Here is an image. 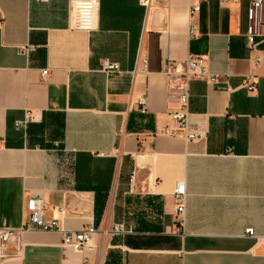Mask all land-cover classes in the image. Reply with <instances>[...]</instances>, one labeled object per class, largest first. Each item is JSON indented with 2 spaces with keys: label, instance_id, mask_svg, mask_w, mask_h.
I'll list each match as a JSON object with an SVG mask.
<instances>
[{
  "label": "crops",
  "instance_id": "1",
  "mask_svg": "<svg viewBox=\"0 0 264 264\" xmlns=\"http://www.w3.org/2000/svg\"><path fill=\"white\" fill-rule=\"evenodd\" d=\"M76 1L93 2L92 31L74 26ZM250 4L0 0V230L28 223L34 199L59 227L29 228L0 264H264V36L248 47ZM190 54L216 83L188 82L181 127ZM115 226L126 233L83 252L64 245L62 231Z\"/></svg>",
  "mask_w": 264,
  "mask_h": 264
},
{
  "label": "built area",
  "instance_id": "2",
  "mask_svg": "<svg viewBox=\"0 0 264 264\" xmlns=\"http://www.w3.org/2000/svg\"><path fill=\"white\" fill-rule=\"evenodd\" d=\"M228 1V0H223ZM198 8L194 7L190 12L191 17L193 18L195 12ZM72 20L74 26L83 31H92L94 25V7L92 1H76L73 4L72 10ZM196 35V28L191 27L190 37L193 38ZM264 36V0H251L249 8V27L246 35L247 45L249 48H254L258 38ZM31 48L24 47L21 49L23 52H28ZM255 65H260V59L255 61ZM103 71L106 73H120L118 65L105 62ZM176 69V63L171 62L169 67V75L172 76V72ZM48 74V71L42 72V77L45 78ZM185 77L187 79V84L181 93L178 95L177 101L180 105V110L174 114L175 119L181 127H187V111L190 103V93L188 82L192 80L205 81L210 84L216 83V77L208 70L205 64V56L200 54H190L188 59L185 62ZM242 87L248 91H254L256 89V82L253 76L247 77L242 82ZM28 117L23 121H18L16 123L17 128L26 127L28 123ZM187 193L185 184L179 182L175 192V201L177 208V218L180 219L185 212L186 207ZM29 210L31 216L29 222L22 226L21 229H4L0 230V259H6L11 256H14L8 250V244L14 239L18 238L23 232L29 228L40 229L43 231H55L59 230L58 223L53 221L47 224L44 221L43 211L44 205L41 200L34 199L29 202ZM64 233V245L71 247L75 251L83 252L87 247L93 245L96 237L102 234L104 241L107 237L111 239L114 237L121 236L126 233V230L123 226H115L110 230H105L102 233L94 228L85 229L78 232H66ZM254 231L248 229L246 231L247 236H253ZM105 245V242H104Z\"/></svg>",
  "mask_w": 264,
  "mask_h": 264
},
{
  "label": "trees",
  "instance_id": "3",
  "mask_svg": "<svg viewBox=\"0 0 264 264\" xmlns=\"http://www.w3.org/2000/svg\"><path fill=\"white\" fill-rule=\"evenodd\" d=\"M106 264H120L118 256L115 254H110L109 262H106Z\"/></svg>",
  "mask_w": 264,
  "mask_h": 264
},
{
  "label": "bare ground",
  "instance_id": "4",
  "mask_svg": "<svg viewBox=\"0 0 264 264\" xmlns=\"http://www.w3.org/2000/svg\"><path fill=\"white\" fill-rule=\"evenodd\" d=\"M102 250V249H101Z\"/></svg>",
  "mask_w": 264,
  "mask_h": 264
}]
</instances>
